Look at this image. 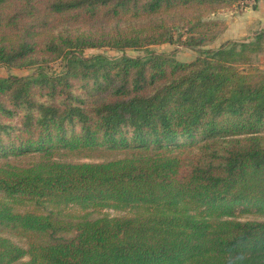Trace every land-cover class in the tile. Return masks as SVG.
I'll return each instance as SVG.
<instances>
[{"label":"trees","instance_id":"1","mask_svg":"<svg viewBox=\"0 0 264 264\" xmlns=\"http://www.w3.org/2000/svg\"><path fill=\"white\" fill-rule=\"evenodd\" d=\"M235 2L0 0V66L36 67L0 76V264H264V219L234 216L264 206V27L189 62L83 53L202 45Z\"/></svg>","mask_w":264,"mask_h":264},{"label":"rangeland","instance_id":"2","mask_svg":"<svg viewBox=\"0 0 264 264\" xmlns=\"http://www.w3.org/2000/svg\"><path fill=\"white\" fill-rule=\"evenodd\" d=\"M233 9H224L216 14H211L209 17L212 19L220 20L224 24L223 30L211 41H207L202 45L190 46L185 44V35H182L179 40L172 43L152 44L142 48H126L123 50L112 49L108 47L101 48H87L83 51L85 55L103 54L110 58H118L125 56H141L146 57L151 53H167L171 54L176 60L181 62L192 61L198 54V50L202 48H216L223 41L226 40H248L253 36L261 26L259 20V3L260 0H236ZM255 61L264 66V52L256 55ZM62 68L61 61H51L48 65L43 67V71L52 73L59 72ZM264 68V67H263ZM36 67H5L0 66V76L5 77L9 74L18 76H27L35 72ZM264 133V130L262 131ZM84 153V152H83ZM116 152L103 150V151H89L84 154H76L74 152H59L57 157L65 160L72 161H98L116 156ZM14 207L23 210L30 207L25 203H14ZM65 211H71L76 214L87 213L91 217H98L102 215H130L134 209H113V208H90L81 210L76 205H69L64 208ZM234 216L240 220L264 219V206H240L234 209ZM7 233L6 230H3ZM17 242L21 244L26 243V237L17 233H8Z\"/></svg>","mask_w":264,"mask_h":264},{"label":"crops","instance_id":"3","mask_svg":"<svg viewBox=\"0 0 264 264\" xmlns=\"http://www.w3.org/2000/svg\"><path fill=\"white\" fill-rule=\"evenodd\" d=\"M259 22L261 24V26L259 28L264 27V0H260L259 3ZM264 67V66H263Z\"/></svg>","mask_w":264,"mask_h":264}]
</instances>
